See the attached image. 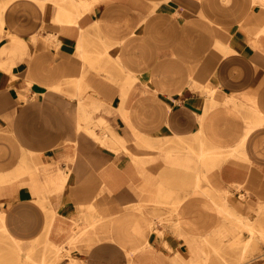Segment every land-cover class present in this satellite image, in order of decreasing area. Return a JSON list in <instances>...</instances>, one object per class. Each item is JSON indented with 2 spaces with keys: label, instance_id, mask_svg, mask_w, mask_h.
Segmentation results:
<instances>
[{
  "label": "crops",
  "instance_id": "0c3cea01",
  "mask_svg": "<svg viewBox=\"0 0 264 264\" xmlns=\"http://www.w3.org/2000/svg\"><path fill=\"white\" fill-rule=\"evenodd\" d=\"M3 2L0 243L47 229L60 264L168 260L182 237L139 211L168 196L181 235L202 227V163L264 206L260 0Z\"/></svg>",
  "mask_w": 264,
  "mask_h": 264
},
{
  "label": "rangeland",
  "instance_id": "374dc122",
  "mask_svg": "<svg viewBox=\"0 0 264 264\" xmlns=\"http://www.w3.org/2000/svg\"><path fill=\"white\" fill-rule=\"evenodd\" d=\"M260 1L264 6V0ZM4 7L5 3L0 0V17ZM202 168L204 171L203 173L197 172V184L195 183L206 202L204 211L201 213L202 227H200V223L195 227L193 219V226H189L188 223V234L181 235L173 219L175 218L173 209L176 208L177 202L170 203L167 201L168 196L152 201L154 207L160 211L153 212L148 217L146 211L140 210L139 213L144 217L143 222L145 219L146 225L152 226L151 231L157 225L160 229L159 233H163L169 228L172 233L182 237L184 244L178 248H169L168 246L171 257L165 260L155 254L150 255L149 252L153 251L150 250V245L141 243L138 264H264V206L254 209L239 201L225 189L220 187L219 190L211 189L212 165L202 163ZM199 177L202 179V189L199 188L201 183ZM165 208L169 211L161 210ZM232 213L237 214L241 221L252 223L256 229L250 232L237 218L232 216ZM88 227L89 232L95 228L93 224ZM155 229L157 228L155 227ZM46 230L42 231V235L28 239L26 242L18 241L10 235L9 242L5 240V243H0V264H60L65 257H71L70 250L68 252L64 248L56 250L50 246ZM86 230H82L80 238L84 237ZM4 231L8 234V230L4 229ZM111 231L112 233L114 231L112 227ZM195 234L198 237L189 238L190 235ZM80 238L76 241L83 239ZM18 246L20 250H18ZM75 247L76 245L72 243L71 249ZM62 251L64 252L62 253Z\"/></svg>",
  "mask_w": 264,
  "mask_h": 264
},
{
  "label": "bare ground",
  "instance_id": "6f19581e",
  "mask_svg": "<svg viewBox=\"0 0 264 264\" xmlns=\"http://www.w3.org/2000/svg\"><path fill=\"white\" fill-rule=\"evenodd\" d=\"M18 9V8H17ZM3 22L0 23V30L2 31L3 29ZM232 216H234L235 218H237V220L242 223L243 226H245L250 232H253L256 228L255 226L250 223V222H245V221H241V218L237 215V214H233L232 213ZM18 250H20L19 246H18Z\"/></svg>",
  "mask_w": 264,
  "mask_h": 264
}]
</instances>
